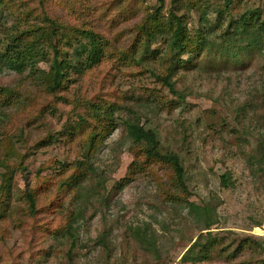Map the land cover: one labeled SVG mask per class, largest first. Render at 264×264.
I'll list each match as a JSON object with an SVG mask.
<instances>
[{"label": "rangeland", "instance_id": "obj_1", "mask_svg": "<svg viewBox=\"0 0 264 264\" xmlns=\"http://www.w3.org/2000/svg\"><path fill=\"white\" fill-rule=\"evenodd\" d=\"M159 1L2 0L0 53L17 34L11 29L29 31L30 41L33 29L46 28V15L67 32L96 33L104 57L72 72L56 96L29 68L0 66V187L11 175L9 196L0 191V264H181L201 233L186 201L212 217L218 246L204 264H264V0H164V23L172 13L192 37L210 29L199 49L181 56L171 77L176 94L157 79L170 65L166 39L142 45L140 29ZM253 13L242 33V18ZM50 59L38 67L46 70ZM89 104L113 117L114 128L94 147L90 134L103 126L91 121ZM78 115L89 119L81 128ZM132 120L179 156L186 191L128 138ZM78 172L77 192L60 193ZM54 201L60 207L50 215ZM141 234L157 254L146 252Z\"/></svg>", "mask_w": 264, "mask_h": 264}, {"label": "trees", "instance_id": "obj_2", "mask_svg": "<svg viewBox=\"0 0 264 264\" xmlns=\"http://www.w3.org/2000/svg\"><path fill=\"white\" fill-rule=\"evenodd\" d=\"M159 2L161 6H159L154 14L149 15L145 19V22L142 24L143 26L140 29L142 45L145 47L144 50H148L149 45L155 42L158 38L166 39V41H164V45L169 56L170 65L167 69V75L161 79L157 77V79L165 87H167L170 92L176 94L171 77L173 76L174 70L176 66H178L179 61L180 64L183 63L180 60L181 56L193 48L199 49L200 44L209 38L210 29L203 26L201 29L197 30L194 37H192L186 28L183 17H179L172 13H170L169 20L164 23L160 17L164 0H160ZM0 4H2V0H0ZM253 16H255L254 13L248 18H242V33H248V30H250V22ZM43 18L46 28L33 29V38L30 41L29 38L31 35L28 34L29 31L27 33L21 32L19 27L11 29L12 32H16L17 34L10 35L2 45L1 48H3V50L0 53V66L11 68L16 72H23L26 68H29L31 74H38V79L42 78V83L44 84L43 88L46 87L44 88L46 92L51 96H56L69 81L72 72L77 75H81L83 72L89 71L92 67L101 62L104 57V47L99 39V36L92 31H77L68 29L69 32H67L66 27H63L62 25L49 19L46 15H44ZM1 19L0 11V24L2 21ZM73 44H75V46H73ZM47 49H49V53ZM46 55L47 58H50L51 56L50 65L47 66L46 70L40 69L38 67L39 61ZM38 70L40 73H37ZM86 108L90 111L89 114L92 118L91 121L93 123L94 120L98 123L101 121L103 126L100 131H98L100 127H94L92 133L90 134V143L91 146L94 147L101 141L103 135H108L114 128L112 120L113 117L109 110L100 114L101 107H98L95 104H89ZM107 108L112 107L108 106ZM78 118V128H81L83 122H88L89 120L88 118L85 119L80 115H78ZM125 128L128 138L133 144L140 147V150L146 159L168 166L172 171L175 184H177V186L183 191H186L187 188L184 182V168L181 164L180 158L173 152H163L161 150L157 133L153 129L146 128L144 125L140 124L138 120L125 122ZM70 129L71 128L68 126H65V134L67 130ZM70 135L71 133L69 131V136ZM87 164H83L82 166L85 170L87 169L85 166ZM82 176H84L83 172L75 173L73 177H71L70 181L67 182L65 180L61 183L58 191L60 193H65L66 191L69 192V190L74 189L75 192H77V188L80 187V178ZM10 184L11 175L4 178L0 187V191L3 195L8 194L9 196ZM221 184L225 188H227L230 184L229 177L226 174L221 176ZM27 200L29 203V211L34 215L36 212L35 199L31 194H28ZM185 204L186 210L193 218V221L200 224L198 225V229L201 233L183 254L180 263H207L210 261L213 251L218 246V240L211 232L213 226V221L210 219L211 215H209V220L207 221L205 208L188 201H186ZM57 205H59L58 201L49 203V210L47 213L50 215L53 214ZM59 207L60 206H57V208ZM71 220L72 218L69 219L68 222L66 221L65 226H67ZM63 229H65L64 231L70 235L71 230L69 228ZM142 233L144 234L143 231ZM140 240L145 244V250L147 253L157 254L158 249L155 241L143 236L142 234Z\"/></svg>", "mask_w": 264, "mask_h": 264}]
</instances>
